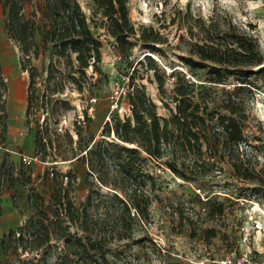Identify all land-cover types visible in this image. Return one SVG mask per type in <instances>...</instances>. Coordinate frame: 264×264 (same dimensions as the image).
Returning <instances> with one entry per match:
<instances>
[{"label": "trees", "instance_id": "trees-1", "mask_svg": "<svg viewBox=\"0 0 264 264\" xmlns=\"http://www.w3.org/2000/svg\"><path fill=\"white\" fill-rule=\"evenodd\" d=\"M26 1L31 0H0L6 14L4 29L18 44L21 69L28 72L24 123L32 133L35 155L42 161L51 157L56 162L77 160L87 165V193L78 201L74 196L77 172L74 169L63 172L52 165L44 172L53 186L47 198L35 185L29 165L24 164L19 169L20 177L16 176L10 154L5 152L0 162V178L3 183L8 182L15 208L20 207L16 185L27 187L28 214L20 225L0 236L5 254L0 264H119L112 244L134 238L135 223L149 221L152 192L159 188L153 171L145 165L147 158L143 152L160 161L165 155L164 148H171L174 156L167 157L164 163L175 174L189 179L200 176L207 147L209 157L228 154L237 178L257 177L255 167L241 156V145L249 139L243 127L245 110L233 92L223 97L222 103L211 106L201 91H196L191 74L176 70L173 91L167 95L169 76L161 70L153 53L145 54L144 59L153 71L163 99L169 97L175 102V107H171L164 101L171 112L169 117L158 113V105L147 94L145 83H136L132 75L128 83L130 113L124 117L111 114V120L105 121L104 137L96 139L88 107L82 117L74 119L72 127L60 131L63 127L57 126L59 110L72 105L69 99L56 95L63 93L70 83L79 92L88 88L95 93L100 78L98 81L93 78L96 73L100 77L104 74L101 67L104 41L101 32L94 29L98 22L92 25L79 0H43L38 20L27 17ZM93 1L104 17L100 24L105 33L114 38L130 66L138 42L152 52L161 51V44L168 42L152 25L140 29L134 25L129 0ZM187 21L191 37H199L191 42L189 55H180L191 70L206 69L210 80L217 83L234 76L241 83L236 86L238 92L246 84H253L252 75L264 74V55L252 32L234 23L223 26L214 17L207 22L203 17L190 15ZM38 36L43 52L49 54L42 69L32 63V57L41 51ZM0 85L3 92L7 90L1 60ZM0 107L7 130L5 101ZM112 134L114 137L107 139ZM212 210L222 212L223 203L214 205ZM206 232L209 237L216 234L213 227ZM196 234L192 231L193 236ZM135 241L143 242L144 238Z\"/></svg>", "mask_w": 264, "mask_h": 264}, {"label": "rangeland", "instance_id": "rangeland-1", "mask_svg": "<svg viewBox=\"0 0 264 264\" xmlns=\"http://www.w3.org/2000/svg\"><path fill=\"white\" fill-rule=\"evenodd\" d=\"M86 14L95 24V31L101 32L104 41L103 59L101 67L103 76L95 74L94 80L99 82L92 93L88 88L79 92L74 84L70 83L63 93L56 97L67 98L72 107L59 110L58 127L73 126L76 117L83 116V110L88 107L93 118L92 131L96 139L104 137L102 132L106 125L108 113L112 109V95L119 90L118 111L112 110L114 116L124 117L130 113L128 97L129 76L135 77L136 83H145L147 94L157 103V111L162 116L169 117L170 110L165 102L175 107V102L169 97H162L153 71L147 66L144 55L153 53L161 70L166 73L167 95L173 91L175 76L173 71L181 70L191 74L195 82L196 91H201L211 106L222 103L223 97L228 94L235 95L245 110L243 119L244 131L249 139L242 143V157L247 163L255 167L256 178H237L234 174L228 154L220 156H207V147L204 148L206 162L199 169L197 178L184 179L172 172L164 160L174 156L171 148L165 147L164 158L157 161L149 157L145 165L153 171L157 188L152 192L151 218L149 221H138L134 225V238L124 239L112 244L116 249V260L119 264H217V262L231 254H251L260 264H264V74L258 72L251 76L253 84H246L241 90L236 91V86L241 85L234 76H230L222 83L212 82L206 69L191 70L181 60L180 55H189L191 42L199 39L193 38L188 31V16L203 17L207 22L214 17L223 26L229 23L236 24L240 29L252 32L259 42L264 55V0H129V14L134 25L140 29L142 26L152 25L168 38V42L161 44V51H150L138 42L131 56L133 64L121 56L119 48L109 34L105 33L101 20L104 18L97 9L93 0H79ZM25 13L27 17L38 20L42 16L43 0L26 1ZM5 10L0 2V53L3 74L7 83V90L2 91L0 85V104L5 101V112L8 125L4 130L1 120L4 114L0 107V131L5 140V151L10 153V159L15 165V175L20 177L19 169L24 166L20 154L26 153L33 156L29 150L32 133L25 125L24 113H19L21 97L27 93L28 72L20 68L21 50L18 44L7 34L4 29ZM38 41L40 37L38 36ZM41 51L32 57V63L42 69L48 62V51ZM143 61L138 62V61ZM135 68V69H134ZM257 71L258 67H254ZM92 73V69H89ZM44 74L42 77H44ZM105 75V76H104ZM237 92V93H235ZM3 93V95H2ZM93 94V95H92ZM95 94V95H94ZM18 99V100H17ZM9 106L11 108V124L9 121ZM39 116V115H38ZM15 124V125H12ZM107 137V139H112ZM251 143V144H250ZM207 151V152H206ZM0 154V162L2 156ZM48 158L32 159L29 172L37 188L49 198L53 191L52 182L44 177L48 167L55 165L63 172L74 169L78 178L75 184V198L80 201L87 193L85 182L88 167L81 161H53ZM179 160V159H178ZM180 161V160H179ZM193 162V161H192ZM19 195V208H12L15 215L8 214L5 199L8 200V182L0 184V236L12 228L20 225L28 214L27 193L28 189L21 184L16 185ZM107 191V188H103ZM6 192V195L5 193ZM223 203V211L215 212L212 207ZM9 218H8V217ZM11 216V217H10ZM15 221V222H14ZM213 227L216 234L209 237L206 229ZM193 229V230H192ZM192 231H196L195 236ZM144 238L143 242H136L137 238ZM165 253L170 256H165ZM113 258L111 255H109ZM14 259L13 255H10ZM0 258L5 259V254L0 246ZM179 263H175L176 261ZM173 261V263H172Z\"/></svg>", "mask_w": 264, "mask_h": 264}, {"label": "built area", "instance_id": "built-area-1", "mask_svg": "<svg viewBox=\"0 0 264 264\" xmlns=\"http://www.w3.org/2000/svg\"><path fill=\"white\" fill-rule=\"evenodd\" d=\"M118 94H120L119 90L116 91L115 95H112L113 100H112L111 111L115 110V109L118 110V107H119V101H118L119 95ZM130 107H129V109H130ZM111 111L108 113L106 121L111 120V113H112ZM2 147H3V145H2V143H0V149H2ZM20 157L26 165L31 164L32 159L39 158L38 155L34 154L33 156H30V155H27L26 153H21ZM0 184L3 185V178H0ZM217 264H260V263L249 253L248 254H241V255H235L233 253V254L227 256L226 258L222 259L221 261L217 262Z\"/></svg>", "mask_w": 264, "mask_h": 264}, {"label": "crops", "instance_id": "crops-1", "mask_svg": "<svg viewBox=\"0 0 264 264\" xmlns=\"http://www.w3.org/2000/svg\"><path fill=\"white\" fill-rule=\"evenodd\" d=\"M0 55H1V53H0ZM0 58H1V56H0ZM1 60V59H0ZM19 63H20V61H19ZM20 68H21V65H20ZM22 70V69H21ZM23 71V70H22ZM2 72H3V70H2ZM23 72H25V71H23ZM4 75V74H3ZM4 78H5V76H4ZM7 84V83H6ZM27 95H28V83H27V93H26V96L25 97H21V99H20V101L18 100V102L20 103L19 104V106H20V111H19V113H24V116H25V110H26V104H27ZM3 102V101H2ZM11 108H10V106H9V121H10V124L12 123L11 122ZM24 120V119H23ZM12 125H15V124H12ZM7 128H8V126H7ZM2 131H0V143H2V145H3V147H2V149H0V154L2 155V153H4V151L6 150L5 149V140L3 141V137H2V133H1ZM29 147V150L30 151H32V152H34L33 154H35V142H34V139H33V136H32V138L30 139V145L28 146ZM7 152V151H6ZM5 154V153H4ZM10 154V153H9ZM5 193V195H6V192H4ZM8 195V200L7 199H5V202H6V205L8 206V209H7V212H9V213H11V215L13 216V215H15V211L13 210V208H12V204H13V202H12V198H11V192H9V194H7ZM8 217V216H7ZM9 218V217H8ZM15 222V221H14ZM14 225V223L13 224H10L9 225V229L10 228H12V226Z\"/></svg>", "mask_w": 264, "mask_h": 264}, {"label": "bare ground", "instance_id": "bare-ground-1", "mask_svg": "<svg viewBox=\"0 0 264 264\" xmlns=\"http://www.w3.org/2000/svg\"><path fill=\"white\" fill-rule=\"evenodd\" d=\"M8 214H9V212H8ZM11 217V216H10Z\"/></svg>", "mask_w": 264, "mask_h": 264}]
</instances>
